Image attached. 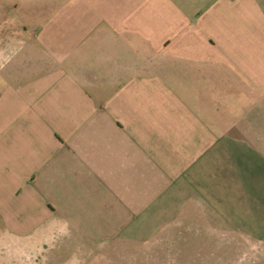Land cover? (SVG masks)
<instances>
[{
    "label": "crops",
    "instance_id": "crops-1",
    "mask_svg": "<svg viewBox=\"0 0 264 264\" xmlns=\"http://www.w3.org/2000/svg\"><path fill=\"white\" fill-rule=\"evenodd\" d=\"M260 103L263 0H0V251L264 264Z\"/></svg>",
    "mask_w": 264,
    "mask_h": 264
},
{
    "label": "rangeland",
    "instance_id": "rangeland-1",
    "mask_svg": "<svg viewBox=\"0 0 264 264\" xmlns=\"http://www.w3.org/2000/svg\"><path fill=\"white\" fill-rule=\"evenodd\" d=\"M10 1V0H5ZM14 2V0H11ZM22 1V0H18ZM264 2V0H263ZM196 99L192 100L195 102ZM262 110H260L259 117L255 121L254 126H243V134L247 131L248 134L252 136H257L258 145L264 148V104L260 103ZM245 131V132H244ZM7 218H0V248H10L15 238L16 230L10 229ZM26 235V234H25ZM24 237V234L22 235ZM25 239V237H24ZM168 241V239H167ZM67 249L72 247L73 243L68 242L63 244ZM157 246V245H156ZM160 247L155 248L154 242H149L146 245L138 244V242L131 240L129 242L125 241V264H169V248L162 246L161 250H165L167 254L160 255ZM65 257V256H64ZM66 257H72V255H67ZM59 256H57V259ZM10 255L8 252L0 251V264H10Z\"/></svg>",
    "mask_w": 264,
    "mask_h": 264
}]
</instances>
